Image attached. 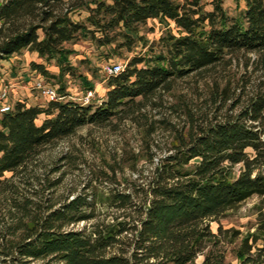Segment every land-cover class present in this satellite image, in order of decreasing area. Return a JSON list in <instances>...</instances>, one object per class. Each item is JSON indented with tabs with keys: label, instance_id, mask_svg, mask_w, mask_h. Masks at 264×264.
<instances>
[{
	"label": "trees",
	"instance_id": "obj_1",
	"mask_svg": "<svg viewBox=\"0 0 264 264\" xmlns=\"http://www.w3.org/2000/svg\"><path fill=\"white\" fill-rule=\"evenodd\" d=\"M225 1L1 0L0 65L29 51L44 60L32 61L31 73L61 81L76 75L68 44L80 41L108 62H127L107 75L99 100L86 103L66 84H52L63 99L18 100L0 115V264H228V245L241 264H264V211L244 236L211 227L228 210L264 197V88L244 100L243 90L220 116L192 117L186 135L146 175L123 182L111 166V176L101 169L61 192V167L37 169L46 147L87 125L136 119L178 79L242 52L264 61V0H245L238 16ZM150 20L170 26L155 41L141 33ZM139 46L144 52L134 54ZM53 61L58 75L46 65ZM103 177L116 183L106 193L94 183Z\"/></svg>",
	"mask_w": 264,
	"mask_h": 264
},
{
	"label": "rangeland",
	"instance_id": "obj_2",
	"mask_svg": "<svg viewBox=\"0 0 264 264\" xmlns=\"http://www.w3.org/2000/svg\"><path fill=\"white\" fill-rule=\"evenodd\" d=\"M225 7L232 16H238L245 9L246 2L226 0ZM169 27L159 20H150L142 26L141 33L149 41H155ZM68 46L76 50L71 56L76 75H65L61 81L50 78L49 83L57 87L64 83L75 96H84L89 90L84 80L87 78L95 86L92 88L97 92L95 100H99V92H104L103 88L107 85V67L113 63L125 65L127 60L108 62L99 56L100 51L88 41ZM142 50V46H139L134 54L143 53ZM16 56L12 61H4L0 65V79L8 84L13 83L15 78L18 83H25L27 78L23 77L24 74L28 77L35 75L30 72L31 62H44L29 51L19 55V58ZM232 58L202 73L176 80L171 89H162L149 100L136 119L114 120L103 126L87 125L75 135L46 147L37 159L38 172L61 167L64 172L61 192H66L69 188L79 189L94 179L101 169L107 170L111 176V166L116 168L117 178L123 182L126 178L148 174L157 162L171 153V149L178 143L177 138L182 134L186 135L192 124V117L200 122L202 116H220L227 112L243 90L246 91L242 98L244 100L254 90L264 88V61L259 54L242 52ZM46 65L50 72L59 74L60 69L54 61ZM26 90L33 91L29 88ZM34 95L37 97L36 93ZM21 97L27 100L25 96ZM11 98L14 104L18 101L13 93ZM34 102L46 104L41 97ZM64 156H67L66 159H63ZM51 176H60V171L51 173ZM94 183L103 193L116 184L108 177H103L102 180L99 178ZM104 210L102 209L103 212ZM263 211L264 197L253 196L238 207L228 210L217 221L211 222V227L215 232L219 226L238 229L244 236L255 230ZM227 250L228 264H241L233 246L228 245ZM202 259L201 256L198 260Z\"/></svg>",
	"mask_w": 264,
	"mask_h": 264
},
{
	"label": "built area",
	"instance_id": "obj_3",
	"mask_svg": "<svg viewBox=\"0 0 264 264\" xmlns=\"http://www.w3.org/2000/svg\"><path fill=\"white\" fill-rule=\"evenodd\" d=\"M124 69L121 63H115L107 67V75L119 73ZM31 89L45 101L61 100L62 96L58 93L57 87L48 83L43 76L38 75L32 82ZM96 90L89 89L82 99L89 103L96 98ZM12 86L4 80H0V115L7 113L13 109L14 103L11 98Z\"/></svg>",
	"mask_w": 264,
	"mask_h": 264
},
{
	"label": "crops",
	"instance_id": "obj_4",
	"mask_svg": "<svg viewBox=\"0 0 264 264\" xmlns=\"http://www.w3.org/2000/svg\"><path fill=\"white\" fill-rule=\"evenodd\" d=\"M16 58H19V56H16ZM15 59V58H14ZM13 60V58L11 59V61ZM8 62V61H7ZM38 75H40V76H42L41 74H39V73H35V75H30L29 77H28V75L27 74H24V78L26 79V82L25 83H18L17 81H15V80H17L16 78L14 79V82L13 83H11V86H12V93L14 94V98L15 99H17V100H25V98H22L21 96H25L26 98H27V102L29 103V104H37L36 102H34L35 100H37L38 99V95H37V97H35V95H34V93L35 92H30V91H28V90H26V89H28L29 88V90H32L31 89V85H32V82H33V80L38 76ZM22 77V78H23ZM1 80V79H0ZM5 81V80H4ZM27 84H28V86H27ZM25 89V90H24ZM104 89V92H99V96H101V97H104L105 95H106V93H107V90H108V88H107V86L106 87H104L103 88ZM72 94H74V93H72ZM75 95V94H74ZM83 96V95H82ZM18 97V98H17Z\"/></svg>",
	"mask_w": 264,
	"mask_h": 264
}]
</instances>
